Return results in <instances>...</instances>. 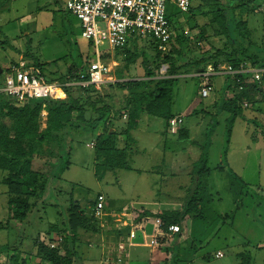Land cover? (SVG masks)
I'll return each mask as SVG.
<instances>
[{
    "label": "rangeland",
    "instance_id": "374dc122",
    "mask_svg": "<svg viewBox=\"0 0 264 264\" xmlns=\"http://www.w3.org/2000/svg\"><path fill=\"white\" fill-rule=\"evenodd\" d=\"M228 1L235 0H192L194 13H182L169 5L178 18L176 27L181 36V46L189 48L190 57L209 58L218 50L232 53L233 46L227 44V37L219 33L220 24L214 21L215 12L220 10L221 4L227 6ZM243 2L252 12L247 10L249 13L241 14L238 9L236 16L247 22L251 41L264 50V0H240L234 6L238 8ZM79 24V20L68 10L67 0H0V66L5 70L22 55L29 63L40 65L49 81L64 83L69 74L84 71L88 62L96 57L91 40L82 36ZM135 38L138 37L132 39ZM128 48L112 51L108 44L101 46L103 58L107 62L115 59L118 63L111 74L114 81L84 91L75 88L74 94L87 95L91 101L100 96L103 102L110 101L114 110L121 109L126 91L115 83L123 78L143 76L150 57L156 54L155 45L149 39L139 38L137 47ZM129 50L140 54L132 64L127 63ZM252 52L257 53L258 50L254 48ZM261 56L264 57V52ZM223 59L222 56L219 63H226ZM161 69L160 75L165 74L161 73ZM196 74L198 72L184 75L176 83L173 108L174 112L185 117L184 124L191 130L194 142L180 139L178 132L176 135L170 129L167 131L164 119L146 114L142 116L138 128L132 130L134 135L128 141V151L132 152L128 165L134 169L107 171L100 180L96 176V152L93 149L96 143L93 141L101 133L102 126L90 132L76 129L70 140L69 165L62 175L60 171L64 162L60 160L54 166L45 195L36 201L23 221L13 217L15 207L9 204L11 190L3 182L5 174L0 170V264H50L39 257L38 247L39 242L50 247L51 236L56 240L52 244H57L60 254L75 256L74 264H92L95 259L99 264V250L89 246L97 238L91 229L77 231L74 247L71 241L64 239L72 203L78 202L80 213L87 218H91L93 200L100 194L108 198L109 206L106 200L105 203L109 210L122 208L125 204L158 203V198L166 199L170 195L173 199L178 197L174 207L180 208L185 195L191 190L188 187L192 180L187 173L195 169L194 162L199 158L200 151L199 147H189V144L202 145L212 123L215 126L211 137L209 172L203 177L206 193L202 197V205L206 209V219L196 220L202 226L198 225L200 227L194 230L193 237L185 239V244L183 239L179 242V252L177 256L173 255V259V252L171 255L167 252V236H162V231L156 228L157 236L153 234V238L168 253L162 257V262L166 264H238L241 261L238 254L243 252L251 255L253 264H264V200L255 196L251 189H244L241 193V185L229 175V170H232L249 186H259L261 189L257 190L264 196V101L260 97L254 106L249 104L248 107L242 103L244 115L248 116L246 120H236L227 143V118L230 113L227 110L218 112L220 109L215 103L220 100L222 92L217 98L214 92L203 97L201 79ZM253 84L251 80L248 85ZM234 97L233 94L226 96V100ZM86 118L92 120L91 107L86 110ZM38 123L41 130L46 128L43 115H40ZM117 123L123 126L122 121ZM125 140L126 136H121L118 145L124 147ZM181 183H186L182 186L183 194L174 187ZM166 185L170 187L165 188ZM51 226H58L59 229L57 227L55 231L50 229ZM111 227L108 224L102 229L107 231ZM189 227L185 225V235L192 233ZM106 235L103 237H109ZM218 251L223 253V257H217Z\"/></svg>",
    "mask_w": 264,
    "mask_h": 264
},
{
    "label": "trees",
    "instance_id": "16d2710c",
    "mask_svg": "<svg viewBox=\"0 0 264 264\" xmlns=\"http://www.w3.org/2000/svg\"><path fill=\"white\" fill-rule=\"evenodd\" d=\"M238 2L240 0L228 1L227 6L221 4L220 10L214 14V21L220 24L219 33L225 35L228 41L227 44L233 46L232 53L226 54L224 51L218 50L209 58L197 55L194 57L189 56V48L181 46V36L178 34L176 27L178 18L169 8L168 19L175 31L172 48L169 52H162L158 49L157 43L151 40L155 45L156 54L154 57H150L149 64L145 68L144 78L115 83L118 88L126 91L121 109L114 110L110 101L103 102L104 99H101L100 96L97 99L92 98L91 101L89 96L84 97L73 92L75 88L84 91L92 86L88 88L66 86L68 94L66 100L29 99L24 104H19L8 95H0V170L5 174L3 182L11 190L9 204L10 207H15L13 217L20 221L28 217V214L35 207L36 201L39 198L42 199L45 195L52 170L60 160L64 162L60 175L66 170L70 163L72 150L70 140L76 129L90 132L102 126V131L96 138L95 146L96 176L102 180L107 171L131 169L128 165V141L132 139L131 131L138 128L142 116L147 114L151 117L162 118L166 122L167 130L170 129L169 121L176 115L173 111L176 98L175 85L183 75L199 72L201 68L206 69L207 65L211 63L217 66L221 64L219 61L222 56L224 57L223 61L232 65L235 69H238L241 63L245 61L251 62L254 67L264 68V57L261 56L264 50L259 49L251 41V33L248 30L247 22H244L243 18L238 19L236 16L238 9L241 10V14L248 11L252 12V9L246 7L244 2L238 8L235 7L234 4ZM201 8L202 5L199 6V9ZM189 12L194 13L193 6H191ZM230 12L231 15H229ZM138 41L139 38L130 40L128 46L124 49H129L130 46L137 47ZM254 48L258 50L257 53L252 52ZM139 56L140 54L137 51L129 50L127 63H134ZM164 65H167V71L165 74L160 75L159 70ZM38 66L43 69L40 65ZM71 69L69 70L71 71ZM181 69H183V72ZM239 76L245 77L242 74ZM77 77V73L72 72L71 75L69 74L66 77L63 84L72 82ZM262 80V83L246 84L243 91H236L232 100L221 97L216 102L220 109L218 112L227 110L230 113L227 118V143L231 138L236 120L238 118L246 120L242 103L244 104L246 100L254 104L257 102L256 95H261L264 101V77ZM109 96L111 97V95ZM88 107H91L92 110V120L86 118ZM44 110L48 112V116L46 128L41 130L38 120ZM124 114H127L125 120L123 118ZM116 121L123 122V126H120L117 130L115 129ZM214 126L215 124L212 123V128L207 132L206 141L200 145L201 156L193 170L192 183L189 187L191 190L185 195L182 206L178 210L144 213L158 220L157 225L160 231L174 235L176 240L174 244V248H176L175 256L179 251L178 244L181 238L185 236V225H189L195 220L206 219V209L202 205V197L204 198L206 193L203 177L205 173L209 172V153ZM187 131L186 128H181L178 131L179 138L189 140L190 137ZM123 135L126 136V142L124 147H120L118 139ZM225 152L224 150V154ZM64 153L65 156H63ZM197 167L198 169H196ZM229 175L232 176L231 178L234 181L239 182L240 187H242L241 193L244 189H251L255 196L260 200H264L263 192L257 190L259 186H249L232 170H229ZM98 196L100 195H97L95 200ZM95 200H93V206ZM78 205H80L78 202L72 203L69 209L68 227H66V234L64 235L65 241H71L73 247L78 230L91 229L94 233H100L103 228L92 214L91 218L84 217L80 213ZM141 216L142 213L134 220L140 219ZM173 227L178 230L173 232ZM111 229L115 230L116 228ZM124 229L122 230L127 233L129 228L125 226ZM119 233L118 237L121 236ZM48 235H50V231H48ZM44 245V243L39 242L38 247V255L44 261L50 264H73L72 258L61 256L57 249ZM238 257L241 260L238 264H253L250 254L243 252L238 254Z\"/></svg>",
    "mask_w": 264,
    "mask_h": 264
},
{
    "label": "built area",
    "instance_id": "2783aa9c",
    "mask_svg": "<svg viewBox=\"0 0 264 264\" xmlns=\"http://www.w3.org/2000/svg\"><path fill=\"white\" fill-rule=\"evenodd\" d=\"M169 5L175 6L182 13L189 12L191 0H67L68 10L79 20L82 36L90 39L94 47L95 59L88 62L87 68L77 73L78 77L67 84L58 81H49L43 70L36 64L29 63L24 57L11 63L7 69L0 72V95H8L19 104L29 99L66 100L68 97L66 86H80L100 88L113 81L111 74L114 66L105 61L101 46L108 44L112 51L124 49L134 37L149 39L157 43L162 52H169L175 39V31L168 19ZM163 66L161 73H165ZM227 72L234 77L233 95L236 91H243L245 85L252 80L262 83L264 68L254 67L251 62H244L238 69L230 64H208L206 69L196 74L201 79V95L208 97L214 90L212 77ZM245 75L241 77L239 75ZM247 74H249L247 76ZM247 76V77H246ZM245 107L249 103L245 100ZM127 119V114H124ZM184 125L183 117L177 116L169 121L170 130L178 132ZM92 215L102 227L112 225L111 228L122 230L126 225L123 212H109L106 209L105 197L98 196L92 208ZM122 216V217H121ZM105 225V226H104ZM110 228V229H111ZM158 231H160L157 225ZM176 227L172 231H177ZM162 236L173 237L171 233L161 232ZM107 236V235H106ZM105 238V237H104ZM135 238L131 231L127 238L119 236L118 240L103 239L100 264H128V246ZM55 243L53 239H50ZM62 241V238H60ZM50 244L51 248L58 249L57 244ZM161 245L159 244V247ZM217 257H223L218 252Z\"/></svg>",
    "mask_w": 264,
    "mask_h": 264
},
{
    "label": "crops",
    "instance_id": "0c3cea01",
    "mask_svg": "<svg viewBox=\"0 0 264 264\" xmlns=\"http://www.w3.org/2000/svg\"><path fill=\"white\" fill-rule=\"evenodd\" d=\"M78 26L80 27V25H78ZM21 57H24V56L21 55L19 57V59ZM105 61H106V59H105ZM108 63L112 64L114 66L113 68L118 66V63H117V61H115V59L111 60L110 62L108 61ZM224 64H227V63H224ZM185 75H188V74H185ZM144 76H145V74L143 76H138V77L123 78L120 81H129V80H134V79L135 80H141V79L144 78ZM213 77H214V79H213L214 90L212 92L215 93L216 98L219 96L220 92H222L220 97L226 98V96H232V94H233L232 91H233L234 77L232 75H230L229 73H227V72H223V73L217 74V75H215ZM260 97H262V96L261 95H256V100H259ZM248 103L254 106L253 103H251V102H248ZM257 110L259 112H261L262 109L261 108H257ZM42 113H43L42 114L43 117L46 119V122H47L48 112L46 110H44ZM175 114H176L175 117H177V116L183 117L184 123H185V117L181 113L175 112ZM247 116L248 115L246 114V117ZM243 120H245V119H243ZM117 122L118 121L115 122V124H116L115 129L116 130L120 126ZM165 128L167 130L166 126H165ZM183 128H186L188 130L187 132L189 133L190 140L192 142H194L192 140L191 130L189 128H187L185 126V124H184ZM135 129H137V128H135ZM132 135H134V134H132ZM176 135H177V133H176ZM135 141H136V139H135ZM93 142L96 143V139ZM93 142H92V144H93ZM195 144H197V143H195ZM189 145H190L189 147H195V148L199 147L200 151H199V155L198 156L200 158V156H201L200 144L194 145L193 143L191 144V142H190ZM95 146H96V144H95ZM93 149L95 150V147H93ZM130 152L131 151H128V158L130 157V155L132 153V152L131 153ZM209 156H210V153H209ZM199 158L194 162V165L198 162ZM129 161H130V159H129ZM130 168H131L130 170L134 169L131 166H130ZM187 175L189 176V180H192L193 169H192V171H190V173L188 172ZM185 184L186 183H184V184H182V183L181 184H176L174 187H176V189L178 188L179 193L183 194L182 193L183 192V187L182 186L185 185ZM189 184H190L189 185V187H190L191 186V182ZM168 187H170V186H168V185L165 186V188H168ZM100 195H103L104 197L106 196L104 194H100ZM170 196H168L166 199L158 198V200H160V201H158V203H156V202H141V203L133 204V205H126L125 204L124 207L118 208V209H113V208H111L112 210L107 209V211H109V212H123L124 214H126V213L128 214L127 219L124 218V219H126V222H125L126 225L125 226L129 228L128 232L127 233L124 232V230H125L124 228H123L124 230H116V229L113 230V229H110L109 231L108 230L106 231V230L102 229L100 233H95L96 234L95 236H97V238L95 240H92V242H90L89 246L90 247L92 246V249L99 250V254L101 256V254H102L101 243L103 242V239H106L103 236H105L107 234V236L111 237L112 240H109L110 239L109 237H107V239L109 241H114L115 242L116 240H118V233L119 232H122V233H119L121 236L127 238L129 233L131 231H133L135 233V238H133L131 240L132 244H130V246H128V251H127L128 264H166V263L162 262V257L164 255L168 254V253L171 255L172 254L171 252H173L171 258L173 257V255L175 253V250H176V248H174V244H175V241H176L175 237H174V235H173V237L172 236L171 237L167 236L166 238H168V240H169V243L166 246L167 249H168L167 250L168 253L165 250H162L160 248L161 246L159 247V243L156 241V239L153 238L154 237L153 234H155V236H157L156 228H157V221L158 220L156 218H154V217H150L148 215H145L144 213L145 212H157V211H162V210H178L179 208L176 209L174 207V205H175L174 202H175V200L178 199V197L176 199H173ZM107 199L108 198L105 197L106 201H107ZM171 199H172V201H171ZM105 205H106V203H105ZM107 205H108V201H107ZM141 213H142L141 218L137 219L135 221L134 219L137 218ZM198 225L202 226L200 223L198 224L196 222V220L189 224V226H190L189 228L192 229V233L190 235H185L184 236L185 238L184 237L181 238V241H182V239L185 241L184 244L187 242V240H189V239H191L193 237L194 230L197 229L198 227H200ZM53 227H55V231H56L58 226H51L50 229L53 228ZM58 229H59V227H58ZM160 234L162 235V233H160ZM185 239H187V240H185ZM172 241H173L174 244L172 243ZM218 252H220V251H218ZM218 252H217V254H218ZM60 253L61 252L59 250V254ZM180 254L182 255V252H180ZM60 255L72 258L73 259V264H74L75 256L71 257V256H68L69 254H66V253L65 254H60ZM170 255H168V256H170ZM171 258H169V260H171ZM182 259H184V257ZM99 260H101V258ZM92 264H96V259L94 261L92 260ZM99 264H100V261H99Z\"/></svg>",
    "mask_w": 264,
    "mask_h": 264
},
{
    "label": "water",
    "instance_id": "95a60500",
    "mask_svg": "<svg viewBox=\"0 0 264 264\" xmlns=\"http://www.w3.org/2000/svg\"><path fill=\"white\" fill-rule=\"evenodd\" d=\"M199 71H200V72H202V71H203V69L201 68ZM0 72H2L1 66H0Z\"/></svg>",
    "mask_w": 264,
    "mask_h": 264
}]
</instances>
